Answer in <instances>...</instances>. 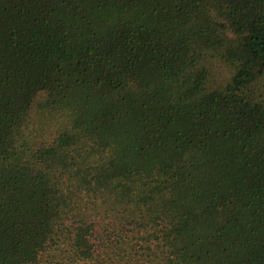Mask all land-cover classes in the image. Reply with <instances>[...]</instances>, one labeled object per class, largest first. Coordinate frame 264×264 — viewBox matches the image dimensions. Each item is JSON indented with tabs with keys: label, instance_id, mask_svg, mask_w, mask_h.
Returning a JSON list of instances; mask_svg holds the SVG:
<instances>
[{
	"label": "trees",
	"instance_id": "trees-1",
	"mask_svg": "<svg viewBox=\"0 0 264 264\" xmlns=\"http://www.w3.org/2000/svg\"><path fill=\"white\" fill-rule=\"evenodd\" d=\"M0 264H264V0H0Z\"/></svg>",
	"mask_w": 264,
	"mask_h": 264
}]
</instances>
